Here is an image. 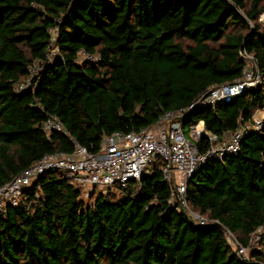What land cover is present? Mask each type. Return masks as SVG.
Masks as SVG:
<instances>
[{
    "label": "trees",
    "instance_id": "trees-1",
    "mask_svg": "<svg viewBox=\"0 0 264 264\" xmlns=\"http://www.w3.org/2000/svg\"><path fill=\"white\" fill-rule=\"evenodd\" d=\"M263 11L264 0H0V186L45 155L94 151L114 132L187 108L240 77L241 50L264 72ZM262 91L189 111L184 132L203 121L230 136L262 107ZM49 115L62 131H44ZM161 167L138 194L109 191L88 204L59 175H40L37 197L0 211V264H264V235L244 262L224 234L246 246L264 223V127L187 183L189 207L215 224L194 225L170 204Z\"/></svg>",
    "mask_w": 264,
    "mask_h": 264
},
{
    "label": "built area",
    "instance_id": "built-area-1",
    "mask_svg": "<svg viewBox=\"0 0 264 264\" xmlns=\"http://www.w3.org/2000/svg\"><path fill=\"white\" fill-rule=\"evenodd\" d=\"M258 23L264 28V11L258 17ZM83 58L92 57L81 54ZM244 62V69L239 78L231 83L211 86L200 94L185 109L167 111L161 115L157 123L140 131L114 132L104 137L96 150L75 144L70 154L53 153L24 169L20 174L0 186V211L7 206H17L26 201L30 195L38 194L34 184L44 173H55L65 179L69 185L76 186L83 198L95 199L109 191L134 189L138 194L141 180L152 172L157 162L162 164L163 178L172 185L170 204L184 211L194 225H212V221L193 211L186 200V186L191 177L210 158L221 159L225 154H237L244 136L257 133L264 127V72L258 66L255 57L239 51ZM41 65L31 69V76L38 72ZM29 80V79H28ZM16 86L17 90L28 87L29 81ZM263 86L260 109L254 112L248 121L232 133L221 139L216 134L206 131L203 121L190 125L184 132L182 121L189 111L197 107L213 106L219 102H229L245 91ZM62 131L63 127L57 117L49 115L44 131ZM206 142V147L198 149L195 143ZM80 187L85 190L81 191ZM226 241L236 256L250 262V253L259 249L264 235V223L251 235L248 244L242 245L227 230H224Z\"/></svg>",
    "mask_w": 264,
    "mask_h": 264
},
{
    "label": "rangeland",
    "instance_id": "rangeland-1",
    "mask_svg": "<svg viewBox=\"0 0 264 264\" xmlns=\"http://www.w3.org/2000/svg\"><path fill=\"white\" fill-rule=\"evenodd\" d=\"M54 52H55V50H52L51 53H50V54H51L50 56H52V55L54 54ZM81 58H83V56H81ZM75 187H76V186H75ZM80 190H81V191H84L85 189H84L83 187H80ZM82 200H83V199H82ZM84 202L88 204V203L90 202V200L87 199V198H84Z\"/></svg>",
    "mask_w": 264,
    "mask_h": 264
},
{
    "label": "water",
    "instance_id": "water-1",
    "mask_svg": "<svg viewBox=\"0 0 264 264\" xmlns=\"http://www.w3.org/2000/svg\"><path fill=\"white\" fill-rule=\"evenodd\" d=\"M192 177H193V176H192ZM192 177H191V178H192Z\"/></svg>",
    "mask_w": 264,
    "mask_h": 264
}]
</instances>
